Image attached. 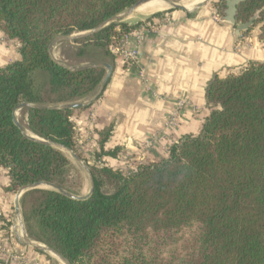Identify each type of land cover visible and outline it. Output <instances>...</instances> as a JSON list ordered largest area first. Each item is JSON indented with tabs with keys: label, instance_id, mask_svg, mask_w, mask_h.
<instances>
[{
	"label": "trees",
	"instance_id": "16d2710c",
	"mask_svg": "<svg viewBox=\"0 0 264 264\" xmlns=\"http://www.w3.org/2000/svg\"><path fill=\"white\" fill-rule=\"evenodd\" d=\"M139 1L0 0V29L19 41L21 54L0 68V165L9 170L8 189L44 181L86 195L89 173L69 150L95 183L85 198L49 186L25 191L27 233L71 264H264V61L213 78L201 132L174 143L167 157L129 172L97 163L119 155L120 147H105L110 129L101 131L94 163L77 147L76 108L58 105L96 91L107 69L64 65L51 47L58 36L92 30ZM212 6L223 16L226 0ZM258 10L254 26L264 36V0L242 1L237 20ZM138 23L114 21L79 37L76 54L113 65L111 43ZM23 102L33 105L19 122L50 143L16 123Z\"/></svg>",
	"mask_w": 264,
	"mask_h": 264
},
{
	"label": "crops",
	"instance_id": "0c3cea01",
	"mask_svg": "<svg viewBox=\"0 0 264 264\" xmlns=\"http://www.w3.org/2000/svg\"><path fill=\"white\" fill-rule=\"evenodd\" d=\"M149 15L157 25L139 46V65H129L122 55L115 56L103 94L97 100H93V92L74 101L81 103L73 111L77 147L90 163L95 162L101 131L106 129L111 135L105 147H120L119 155L103 156L97 163L128 172L139 163L167 157L174 143L201 132L210 113L206 89L213 78L240 71L250 62L264 61L261 24L238 33L235 25L221 20L223 16L217 14L211 1L194 9L167 8ZM143 17L120 22L135 23ZM64 36L68 35L58 36L51 47L54 58L70 66L90 64L91 55L69 53L73 43L79 44ZM19 46V41L0 29V68L21 58ZM97 60L107 62L106 57ZM139 66L146 70L148 86L140 77ZM180 102L177 123L171 125ZM19 110L24 111V107L15 111L18 121ZM26 121L24 111L22 122ZM10 182L8 168L0 165V232L7 249L0 251V264H66L55 253L26 241L16 212L17 192L8 189ZM13 254L17 258H12Z\"/></svg>",
	"mask_w": 264,
	"mask_h": 264
},
{
	"label": "water",
	"instance_id": "95a60500",
	"mask_svg": "<svg viewBox=\"0 0 264 264\" xmlns=\"http://www.w3.org/2000/svg\"><path fill=\"white\" fill-rule=\"evenodd\" d=\"M145 1H148V0H143V1H139L137 3H135L134 5H132L131 7H129L128 11L126 13H119L113 17H111L109 20H107L106 22H104L103 24L99 25L98 27L92 29V30H88V31H83V32H80L78 34H71V35H68V36H64L66 38H69L71 40H75L79 37H83V36H86L88 34H91L93 32H96L97 30L105 27L106 25H108L109 23L111 22H114V21H122L124 20V18H126L127 16H129L132 11L138 6L140 5L141 3L145 2ZM164 1H167L169 3V8H177V9H188L186 8L185 6H183L181 3L179 2H176V1H173V0H164ZM208 1L210 0H204L200 3H198L194 8H197V7H200L202 6L204 3H207ZM244 0H226V9L224 10V15H223V19L229 23V24H232V25H235L236 28H237V32L238 33H242V32H245V31H249L253 26H254V23H255V20L259 17V13H260V10H258L251 18L249 21L247 22H243V21H238L237 20V10H238V5ZM193 8V9H194ZM60 62V61H59ZM64 65H67L63 62H60ZM70 66V65H68ZM89 66H103L107 69V72H106V75L104 76L103 80L101 81V83L99 84L98 86V91H102L111 75H112V72H113V65L109 62H98V63H90V64H85V65H81V66H70V67H76V68H80V67H89ZM30 105H33L31 103H27V102H23L21 104H19L16 108V110L18 108H23V107H26V106H30ZM81 105V103H78V102H70V103H64V104H60L58 105L59 107H62V108H75L77 106ZM15 121L16 123L18 124V126L24 131L26 132L25 130V127L22 123H20L18 121V119L16 118L15 116ZM26 134L28 136H30L31 138L33 139H36V140H40V141H44V142H47V143H50L42 138H40L39 136H36V135H29L27 132ZM69 152L71 153V155L81 164H83V166L85 167V169L87 170V172L89 173V176H90V180H91V189L90 191L86 194V195H75V194H72L70 192H67L65 190H63L62 188L56 186L55 184L53 183H49V182H44V181H39V182H35V183H31V184H27V185H24L22 187H20V189L17 191V195H16V212L18 213L19 215V218H20V225H21V228H22V231H23V234H24V237L26 239V241L31 244L32 246L38 248V249H42V250H48V251H51L53 253H55L59 258H61L66 264H71L66 258H64L61 254H59L57 251H55L53 248L47 246V245H44V244H41V243H37L36 241L32 240L28 233H27V230H26V227L24 225V220H23V216H22V213H21V208H20V203H19V199L20 197L22 196V194L27 191V190H30V189H33V188H38V187H54L58 190H60L61 192H64L68 195H71L73 197H78V198H85L87 197L88 195H90L93 190H94V187H95V183H94V179H93V176L91 174V171L89 169V167L85 164V162L83 161V159L73 150H69Z\"/></svg>",
	"mask_w": 264,
	"mask_h": 264
},
{
	"label": "built area",
	"instance_id": "2783aa9c",
	"mask_svg": "<svg viewBox=\"0 0 264 264\" xmlns=\"http://www.w3.org/2000/svg\"><path fill=\"white\" fill-rule=\"evenodd\" d=\"M150 17V18H149ZM223 20V18H221ZM157 23L152 19V15L144 17L139 21V23L129 32L124 33L121 37L115 38L111 43V51L117 55H122L125 58V61L129 65H139V46L146 39V36L151 30L156 27ZM140 67V77L145 85L148 86V77L146 74L145 68ZM98 94H96L95 100H97ZM182 107V102L179 103L178 108L173 112L170 124L176 125L178 116L180 114V109ZM146 148L150 147V143L145 146ZM6 246L1 242V232H0V251H6ZM12 258H17L15 254L12 255Z\"/></svg>",
	"mask_w": 264,
	"mask_h": 264
},
{
	"label": "bare ground",
	"instance_id": "6f19581e",
	"mask_svg": "<svg viewBox=\"0 0 264 264\" xmlns=\"http://www.w3.org/2000/svg\"><path fill=\"white\" fill-rule=\"evenodd\" d=\"M202 1L203 0H183L181 2V4L188 9H192L198 3L202 2ZM167 8H169V3L167 1H164V0H148V1H145V2L141 3L140 5H138L132 11V13L130 15H132L137 10H139L140 12H142L144 14H150V13L162 11V10L167 9Z\"/></svg>",
	"mask_w": 264,
	"mask_h": 264
},
{
	"label": "rangeland",
	"instance_id": "374dc122",
	"mask_svg": "<svg viewBox=\"0 0 264 264\" xmlns=\"http://www.w3.org/2000/svg\"><path fill=\"white\" fill-rule=\"evenodd\" d=\"M173 1H175V0H173ZM183 0H179V1H176V2H179V3H181ZM211 1V3H212V0H210ZM128 9L129 8H127L126 10H124L122 13H126L127 11H128ZM144 13H142V12H140L139 10H137V11H135L132 15H130L129 17H126V18H124V19H126V21H129V22H134V21H136L137 19H139L138 17H143L144 15H149V14H144ZM151 14V13H150ZM143 15V16H142ZM144 17H147V16H144ZM143 17V18H144ZM78 33H80V32H77V31H75V32H73L72 34H78ZM71 35V34H70ZM78 47H79V45H77V44H75V43H73L71 46H70V48H69V53L70 54H72V55H74L75 54V52H77V49H78ZM91 49V48H90ZM92 56V55H91ZM91 56L90 57H88L89 58V60H91V61H93L92 59H90L91 58ZM92 58H93V56H92ZM99 93V91L98 90H96V91H94V94L92 95L93 96V100L95 99V97H96V94H98ZM89 101V100H88ZM23 110H19L18 111V113H17V116L19 117V119L22 121V119H23ZM80 151V150H79ZM70 153V152H69ZM83 153V152H82ZM71 154V153H70ZM83 155H84V153H83ZM84 161V160H83ZM78 162V161H77ZM85 162V161H84ZM79 163V162H78ZM81 166H83V164H81V163H79ZM85 164H86V162H85ZM84 167V166H83ZM130 171V170H129ZM128 171V172H129ZM21 213H22V216H23V212H22V208H21ZM23 220H24V216H23ZM24 225H25V223H24ZM20 227H21V225H20ZM22 229V228H21ZM46 245V244H45Z\"/></svg>",
	"mask_w": 264,
	"mask_h": 264
}]
</instances>
